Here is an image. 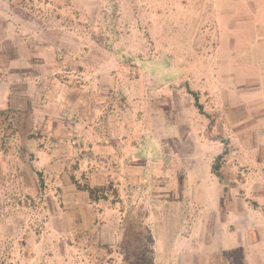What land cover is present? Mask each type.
Returning a JSON list of instances; mask_svg holds the SVG:
<instances>
[{
  "label": "rangeland",
  "instance_id": "1",
  "mask_svg": "<svg viewBox=\"0 0 264 264\" xmlns=\"http://www.w3.org/2000/svg\"><path fill=\"white\" fill-rule=\"evenodd\" d=\"M263 78L264 0H0V264H264Z\"/></svg>",
  "mask_w": 264,
  "mask_h": 264
},
{
  "label": "trees",
  "instance_id": "2",
  "mask_svg": "<svg viewBox=\"0 0 264 264\" xmlns=\"http://www.w3.org/2000/svg\"><path fill=\"white\" fill-rule=\"evenodd\" d=\"M193 96L194 105L199 112H202L203 107L199 104V97L196 93L190 92ZM9 111H0V128L4 127L8 129V126H11L10 123L6 125L5 121L8 120ZM3 129V130H6ZM225 152L216 157L215 163L212 166V173L215 177L218 178L219 182H224V178L220 173L219 163L223 158ZM157 166H161L160 172L171 175L173 177V171L170 169L166 170V167L169 166L166 164L165 160L157 162ZM172 168V167H170ZM175 173V172H174ZM163 174V175H164ZM157 179V178H156ZM75 186L81 191L85 192L88 197L93 201L106 200V197L102 194L101 196L96 194L94 188H92L88 183L81 186L78 182H75L72 178ZM172 182V180L170 181ZM122 239L119 243L118 253L122 256L121 264H153L152 251L146 243L145 230L134 212V208H130L124 215L122 221Z\"/></svg>",
  "mask_w": 264,
  "mask_h": 264
},
{
  "label": "crops",
  "instance_id": "3",
  "mask_svg": "<svg viewBox=\"0 0 264 264\" xmlns=\"http://www.w3.org/2000/svg\"><path fill=\"white\" fill-rule=\"evenodd\" d=\"M262 85L264 86V78H263V83H262ZM259 103H261L260 101H259ZM264 104V103H263ZM0 111H7V110H4L2 107H0Z\"/></svg>",
  "mask_w": 264,
  "mask_h": 264
}]
</instances>
